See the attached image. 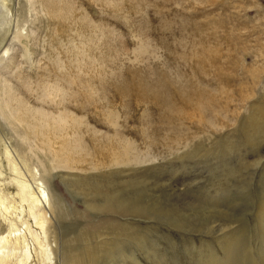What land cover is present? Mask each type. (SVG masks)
Instances as JSON below:
<instances>
[{
  "label": "rangeland",
  "instance_id": "374dc122",
  "mask_svg": "<svg viewBox=\"0 0 264 264\" xmlns=\"http://www.w3.org/2000/svg\"><path fill=\"white\" fill-rule=\"evenodd\" d=\"M33 1L0 78L61 243L92 264H264V128L238 126L264 105V0Z\"/></svg>",
  "mask_w": 264,
  "mask_h": 264
},
{
  "label": "bare ground",
  "instance_id": "6f19581e",
  "mask_svg": "<svg viewBox=\"0 0 264 264\" xmlns=\"http://www.w3.org/2000/svg\"><path fill=\"white\" fill-rule=\"evenodd\" d=\"M35 5L33 0H0V70L1 64L12 51L13 42H20L29 35L22 19V10L28 14L27 17H32ZM12 31L14 34L8 45L7 35ZM2 80L0 78V264H92L95 253L91 246L75 244L73 248H66L59 239L60 221L57 220L52 205V202L58 201V197L46 176L51 173L50 169L40 160L38 162L42 164L41 167L44 166L42 171L45 173L38 168L26 173L18 160L16 135H20L13 109L15 97L10 94L11 91L7 92L9 89L4 87ZM262 98L264 99V91ZM259 108L258 111L257 107H254L244 122L238 125L249 134L248 137L264 128V105ZM236 132L233 129L223 137L229 138ZM261 134L262 132L259 135ZM124 158L118 159L119 166H126L121 165L125 163ZM59 171L61 176L78 174L68 169ZM235 250L239 251L238 248ZM68 251L69 258L66 256ZM230 258L235 261L232 254ZM107 264L113 263L109 261Z\"/></svg>",
  "mask_w": 264,
  "mask_h": 264
}]
</instances>
